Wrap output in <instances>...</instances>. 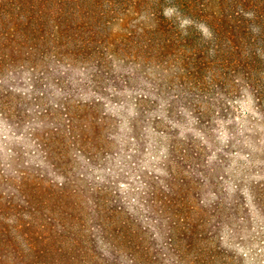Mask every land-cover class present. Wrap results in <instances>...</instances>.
<instances>
[{"label":"trees","instance_id":"1","mask_svg":"<svg viewBox=\"0 0 264 264\" xmlns=\"http://www.w3.org/2000/svg\"><path fill=\"white\" fill-rule=\"evenodd\" d=\"M86 60L96 62L93 85L116 62H153L165 71L176 67L175 76L192 79L201 93L250 88L264 110V0H0V115L21 123L34 114L28 137L40 156L26 163L24 153L10 155L17 167L6 180L14 191L0 194V204L28 215V225L38 227L30 234L45 251L60 241V248L88 258L105 241L140 263L150 253L147 229L107 184L90 185L71 167L82 153L94 156L101 139V97L96 90L83 97L71 86L81 83L67 79ZM134 70L136 77L140 68ZM148 100L145 93L134 98L131 130ZM176 148L174 140L164 158L168 178L146 184L150 212L161 218L166 251L160 253L172 264H231L217 244V207L198 205L177 187ZM50 167L58 177H49Z\"/></svg>","mask_w":264,"mask_h":264},{"label":"rangeland","instance_id":"2","mask_svg":"<svg viewBox=\"0 0 264 264\" xmlns=\"http://www.w3.org/2000/svg\"><path fill=\"white\" fill-rule=\"evenodd\" d=\"M95 67L94 61L79 62L67 78L81 83L71 86L83 97L97 91L102 119L98 150L94 156L84 151L71 167L90 185H108L112 197L131 214L132 221L147 229L150 253L139 263L125 251L115 252L105 241L98 242L96 253L88 258L60 248L64 244L60 241L55 243L59 248L53 244L49 252L45 251L48 247L30 234L38 227L28 225V215L2 203L0 264H172L163 255L166 247L159 232L161 218L150 212L146 184L168 178L164 158L174 140L177 187L181 195L198 205L217 207L212 221L220 227V250L230 255L231 264H264V110L250 88L227 93L220 86H212L201 93L193 87L192 79L175 76L176 67L165 71L153 62L131 60L105 68L98 78L100 83L93 85L89 75ZM135 67L140 71L133 77L130 72ZM26 87V83L21 85L23 91ZM51 93L55 102L56 87H51ZM139 93L148 94L149 100L143 103L136 128L131 130L134 98ZM199 102L200 109L196 107ZM29 114L21 123L0 115L3 196L14 191L13 183L6 180L17 167L10 156L14 151L24 153L22 160L26 163L40 160L38 152L34 153L35 143L28 137L34 121V114ZM162 130L167 133L161 134ZM49 172V177H58L54 167Z\"/></svg>","mask_w":264,"mask_h":264}]
</instances>
